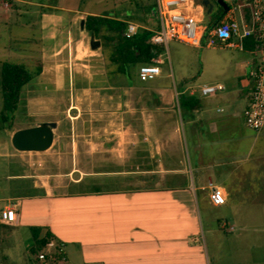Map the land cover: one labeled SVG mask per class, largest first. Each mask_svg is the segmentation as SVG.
<instances>
[{
    "label": "crops",
    "instance_id": "1",
    "mask_svg": "<svg viewBox=\"0 0 264 264\" xmlns=\"http://www.w3.org/2000/svg\"><path fill=\"white\" fill-rule=\"evenodd\" d=\"M105 1L107 10L97 11ZM113 1L0 0V62L24 58L30 68L34 63L41 66L39 77L59 85L63 78L47 70L61 68L60 56L72 43V31L87 33L81 25L87 16H107L124 23V30L129 23L137 25L138 32L157 28L154 0H132L134 7L128 10H116ZM251 48L250 41L242 51L229 48L239 56L222 81L199 85L195 78L180 77L172 90L154 89L150 109L140 106L141 118H132L136 106L125 98L127 94L107 93L110 125L112 113L119 109L121 132L150 134L156 170L138 168L137 154L135 169L125 168L130 162L127 150L149 146L133 141L87 142L85 153L98 149L103 153L99 162L118 166L100 172L75 167L34 175L24 156H9L13 172L5 179L15 188L0 195V211L13 207L16 220L0 221V229L19 234L27 208L50 213L43 225H27L26 249L33 242L32 228H39L64 244L67 264H264V187L230 188L255 178L259 169L264 179V127L253 132L242 117L253 87ZM162 75L161 69L156 78ZM217 84L224 90L200 93L202 87ZM56 136L47 151L53 149ZM79 145L75 141L70 145L68 161L73 166L85 160L76 155ZM209 182L225 193L221 207L209 201ZM212 209L231 215L214 214Z\"/></svg>",
    "mask_w": 264,
    "mask_h": 264
},
{
    "label": "rangeland",
    "instance_id": "2",
    "mask_svg": "<svg viewBox=\"0 0 264 264\" xmlns=\"http://www.w3.org/2000/svg\"><path fill=\"white\" fill-rule=\"evenodd\" d=\"M132 0H114L116 10H128L133 8ZM247 0H231V3L237 7L245 17H248V9L243 8ZM6 2V0H3ZM54 3L60 0H52ZM215 10L210 14H205L202 19L203 26L212 25V21L217 18L222 7L214 0ZM107 10V1L102 7L96 8L100 11ZM91 34L79 33L77 28L72 31V43L60 56L61 68L48 69L49 74H57L63 78V84H52L45 81L38 75L26 85L20 97L19 109L12 116L7 125L0 121V195H8L10 188L14 189L6 181L5 177L12 170L8 164L9 156H24L26 165H28L34 175L43 173L67 172L75 167L84 172H100L118 168L117 165L102 163L98 157H103V153H98L94 149L92 155L85 153L87 151V142L92 141L101 143L103 141L121 142L133 141L148 146V148L138 147L127 150L130 155V162L125 166L127 169H135V155L141 157V164L138 168L155 169L157 164H151L152 157H155L156 150L151 148V136L147 133L121 132L119 124V109L112 113L113 123L110 125V113L107 111V93L127 94L125 98H131V102L136 106V110L130 113L133 119L139 113L140 106L143 109H150L152 94L154 89L170 88L174 89L180 83V77L188 79L195 78L196 84L216 83L222 81L226 71L231 70V65L238 60L239 54L233 49L219 48H201L194 49L188 45L171 42L167 49L161 51L160 55L163 64L160 65L163 75L154 80L142 79L138 76L139 65L131 68L132 76L130 79L119 77L110 73L115 69L108 60L110 48L105 51L102 49L104 40L101 37L95 38L101 42V47L96 51L90 49L89 40ZM72 51V52H71ZM12 59V58H11ZM14 60V59H13ZM17 60V59H15ZM26 60L24 58L20 59ZM1 63V62H0ZM34 70L36 64L32 65ZM168 74L170 77H164ZM129 85H134L130 88ZM176 88V87H175ZM135 95H141L140 101L133 100ZM134 96V97H133ZM118 103V102H116ZM118 105V104H117ZM2 100L0 94V112ZM127 109V108H126ZM144 109V110H145ZM147 112H144L146 114ZM125 114V113H124ZM43 122H57L59 129L56 131V144L53 149L44 153H22L17 152L11 145L12 134L19 130L31 127ZM10 125V126H9ZM80 144L79 150L76 149V155L82 154L85 159L76 166L69 164L72 155L71 142ZM70 143V145H69ZM137 145V146H139ZM89 149V152L93 150ZM125 151V150H124ZM78 152V153H77ZM118 154V153H116ZM58 156L59 160H55ZM93 156V160H91ZM62 158V159H61ZM13 172V171H12ZM255 178L246 181L236 182V187L231 186L232 190L236 188L260 190L264 187V179H261L262 172L256 171ZM264 177V176H263ZM239 187H238V186ZM241 198L233 197L232 200ZM34 212V211H33ZM30 209L23 213L24 224L20 233H9L0 229V264H40L35 261V256L27 252L26 245L30 238L28 224L34 226L43 225L44 221H49L50 213H33ZM214 214L220 213L231 215L230 211L223 209H212ZM53 215V213H51ZM61 219L57 216L56 221ZM67 250L71 246H66ZM75 248V247H74Z\"/></svg>",
    "mask_w": 264,
    "mask_h": 264
},
{
    "label": "built area",
    "instance_id": "3",
    "mask_svg": "<svg viewBox=\"0 0 264 264\" xmlns=\"http://www.w3.org/2000/svg\"><path fill=\"white\" fill-rule=\"evenodd\" d=\"M228 10L222 19L214 24L203 26L205 9L200 0H154L157 28L151 32L150 45L167 49L171 42L189 45L194 48H219L244 50L246 41H250L255 64L251 72L253 87L248 103L242 113L247 129L259 132L264 127V0H247L243 8H247L248 17L232 3L223 0ZM138 26L127 24L123 37L131 38L138 32ZM162 64L159 56L152 58L151 63L138 69L142 79L153 80L160 76ZM222 85L204 86L200 89L203 96L214 95L223 91ZM209 201L214 207L225 203L224 191L209 182ZM16 213L13 207L0 211V221L14 224ZM61 254L66 263L65 246L55 240H49L44 248L35 256L40 264H55L54 255Z\"/></svg>",
    "mask_w": 264,
    "mask_h": 264
},
{
    "label": "trees",
    "instance_id": "4",
    "mask_svg": "<svg viewBox=\"0 0 264 264\" xmlns=\"http://www.w3.org/2000/svg\"><path fill=\"white\" fill-rule=\"evenodd\" d=\"M223 10L217 18L212 21V25L220 21ZM125 24L119 21L107 19V16H87L84 29L95 38L101 37L104 42L102 49L110 48L108 60L115 69L112 73L130 79L131 68L147 65L152 58L156 57L163 50L162 47L152 46L149 43L151 32L140 31L131 38L123 37ZM41 66H35L32 70L26 62H16L6 60L0 63V94L2 107L0 121L8 126V122L19 109L20 97L23 88L30 83L33 78L39 75ZM10 126V125H9ZM32 245L28 252L31 256H36L53 239L49 233L42 234L39 228H32ZM55 264H65L61 254L54 255ZM36 261V260H35ZM37 262V261H36Z\"/></svg>",
    "mask_w": 264,
    "mask_h": 264
},
{
    "label": "water",
    "instance_id": "5",
    "mask_svg": "<svg viewBox=\"0 0 264 264\" xmlns=\"http://www.w3.org/2000/svg\"><path fill=\"white\" fill-rule=\"evenodd\" d=\"M201 3L204 8L208 7L206 14L210 15L212 6L206 0H201ZM217 3L222 7L224 13L227 12L228 6L223 0H218ZM83 24L84 21L81 22V25ZM89 46L91 50L96 51L101 47V42L95 40L91 34ZM57 129V122H43L28 128L19 129L12 134L11 145L17 152L43 153L51 148Z\"/></svg>",
    "mask_w": 264,
    "mask_h": 264
},
{
    "label": "flooded vegetation",
    "instance_id": "6",
    "mask_svg": "<svg viewBox=\"0 0 264 264\" xmlns=\"http://www.w3.org/2000/svg\"><path fill=\"white\" fill-rule=\"evenodd\" d=\"M207 2H208V4L210 5V6H212V12L215 10V3H214V0H206ZM215 1H218V0H215ZM207 9H208V7L207 8H205V10L207 11ZM211 12V13H212Z\"/></svg>",
    "mask_w": 264,
    "mask_h": 264
}]
</instances>
